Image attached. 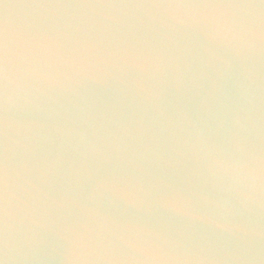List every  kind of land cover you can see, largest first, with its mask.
Masks as SVG:
<instances>
[{
  "label": "water",
  "instance_id": "obj_1",
  "mask_svg": "<svg viewBox=\"0 0 264 264\" xmlns=\"http://www.w3.org/2000/svg\"><path fill=\"white\" fill-rule=\"evenodd\" d=\"M0 264H264V0H0Z\"/></svg>",
  "mask_w": 264,
  "mask_h": 264
},
{
  "label": "snow or ice",
  "instance_id": "obj_2",
  "mask_svg": "<svg viewBox=\"0 0 264 264\" xmlns=\"http://www.w3.org/2000/svg\"><path fill=\"white\" fill-rule=\"evenodd\" d=\"M8 78V41L0 37V80ZM6 163L0 158V214L6 211L4 196L6 194Z\"/></svg>",
  "mask_w": 264,
  "mask_h": 264
}]
</instances>
